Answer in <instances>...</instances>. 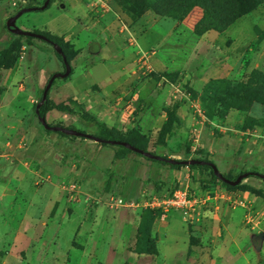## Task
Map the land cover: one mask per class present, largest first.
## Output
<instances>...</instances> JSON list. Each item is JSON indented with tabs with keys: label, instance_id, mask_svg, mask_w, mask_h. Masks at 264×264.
Masks as SVG:
<instances>
[{
	"label": "rangeland",
	"instance_id": "obj_1",
	"mask_svg": "<svg viewBox=\"0 0 264 264\" xmlns=\"http://www.w3.org/2000/svg\"><path fill=\"white\" fill-rule=\"evenodd\" d=\"M103 1H91L86 24L61 1L37 10L45 0H0V264H264L263 177L231 188L209 169L178 171L118 145L46 131L35 104L64 62L51 43L6 25L30 7L20 28L78 36L84 59L72 61L64 37L73 73L54 80L53 102L74 97L108 126L137 130L148 150L207 158L235 179L264 174V0H245L237 18L236 0ZM107 17L138 56L136 81L117 89L100 83L106 72L88 49ZM154 51L163 71L150 62ZM192 102L206 115L196 146ZM46 115L50 124L96 133L74 114ZM182 187L194 201L188 210L152 205ZM145 209L156 211L153 255L134 251Z\"/></svg>",
	"mask_w": 264,
	"mask_h": 264
},
{
	"label": "crops",
	"instance_id": "obj_2",
	"mask_svg": "<svg viewBox=\"0 0 264 264\" xmlns=\"http://www.w3.org/2000/svg\"><path fill=\"white\" fill-rule=\"evenodd\" d=\"M58 1H61L60 7L63 9L67 10L69 5V7H71L70 10H72L71 12L74 14L76 9H78L82 12V17L85 18L86 24H91L88 10L90 9L91 1L93 0H54L55 3H58ZM75 17L80 20L78 15L75 14ZM108 18L109 17L99 25H93L97 30V35L89 42L88 49L91 55L100 58L98 64H101L104 68V72H106V78L102 77V79L98 77L99 80L102 79L100 83L103 82L106 86H111V88L117 89L118 87H121L122 82L132 83L133 81H136V74L138 73V56L134 45L126 41L127 37L123 29L114 24V22H109ZM120 31H123V33ZM46 32H50L58 37H65L66 40H69L72 45L71 48L74 50L75 54L72 61L76 60L77 64L80 63V59L83 58L82 54L84 53V49L77 44L78 40L76 38L78 36L76 33H54L49 30ZM138 41L140 42L139 38ZM142 44L143 47L146 48V44L144 42H142ZM157 52L158 51H154L153 54L149 56L150 62L156 70L163 71L165 67H167V64L159 61V55L156 54ZM95 65L96 64L94 63L92 68ZM163 95L164 93L161 92L158 96L161 97ZM162 116L165 117L163 114ZM142 131H145V128H142ZM188 169L190 168L182 167L181 169H178V171H188Z\"/></svg>",
	"mask_w": 264,
	"mask_h": 264
},
{
	"label": "trees",
	"instance_id": "obj_3",
	"mask_svg": "<svg viewBox=\"0 0 264 264\" xmlns=\"http://www.w3.org/2000/svg\"><path fill=\"white\" fill-rule=\"evenodd\" d=\"M52 1L53 0L50 1L49 5L47 7L50 6ZM236 2L238 4V9H237L238 11H237V13L235 14L234 17L237 18V17L241 16L246 10H244V2H245V0H236ZM33 7H35V9H37V10L43 9L42 6H33ZM37 32H40V33H43L44 35H46L50 39L47 42H49L51 44H52V42H56V43L60 44L63 47L64 52L67 55L68 61L69 62L71 61L72 57L68 53L67 42L65 41V39L63 37H58V36H56V35H54V34H52L50 32H45V31H37ZM13 34L15 36H18V37H21V38L26 37L28 40L34 38L33 36H24V35H18V34H15V33H13ZM71 51H72L71 54L73 56L74 55V50H71ZM55 52H56V50H55ZM56 55L61 60L63 59L62 55L60 53L56 52ZM72 73H73V67H72L71 73L68 76H70ZM36 104H35V107H36ZM51 108H56V109H58L59 111H61L63 113L74 114L77 117H79L82 121L87 122L88 124L93 126L96 129V133H91V134H93L95 136H98V137H101L102 139L106 140L105 142H101L104 145L110 144V143L107 142V140H112V139L113 140H124V141H128V142H130V143H132V144H134L136 146H139V147H141V148H143L145 150H148V148L146 146H143L139 142L136 141V137L141 136V134L138 133L137 130H132V131H129V132H126V133H122L119 130H117L116 128L108 126V124L106 122L101 121L95 115L91 114L88 111H85V109L83 108L82 103L79 100H77L76 98H74V97H69L66 102L55 103V102H53L51 100V98H49V94H48V98H47L46 102L40 108V114L41 115H46L47 112ZM35 115L38 117V114L36 113V111H35ZM39 123H40V125H42L40 121H39ZM58 125H62V124H58ZM62 126H65V125H62ZM66 127H68V126H66ZM45 130L48 131V132H55V131H52V130H47L46 128H45ZM56 133H59V134L65 135V136L68 135V134H66L64 132H61V131L56 132ZM80 137L86 138L84 136H80ZM118 146L120 147L121 150L128 151V152L132 151V150H130L129 148H127L125 146H122V145H118ZM140 155H142V154H140ZM163 156L164 157H168L166 155H163ZM144 157H146V156H144ZM146 159L152 160V161H156V162H159V163H162V164H165V165H168V166H170L172 168H179L180 169L182 167H189L190 169H195V168L209 169L211 174H212V176L215 179L219 180V178L214 173L212 166H210L208 164H203V165H201V164H190V165L172 164V163H169V162H167L165 160H155V159H151V158H148V157H146ZM204 159L208 160L207 158H204ZM259 173L260 172L249 171V175L247 177L256 176V175H258L259 177H263ZM226 177H228L230 179H233V177H231V176H226ZM243 180L239 184H237L235 186L227 184V183H225V184L228 185L231 188H235V187L240 186L242 184ZM155 217H156V211L153 210V209H145V210L142 211L141 219H140V222H139V225H138V228H137V236H136V242H135V246H134V251L135 252H137L139 254H149V255H153V254H157L158 253V247H157L156 238L153 236L152 230H151L152 223H153V220H154Z\"/></svg>",
	"mask_w": 264,
	"mask_h": 264
},
{
	"label": "water",
	"instance_id": "obj_4",
	"mask_svg": "<svg viewBox=\"0 0 264 264\" xmlns=\"http://www.w3.org/2000/svg\"><path fill=\"white\" fill-rule=\"evenodd\" d=\"M51 0H45V3L43 4V9H45ZM32 8L27 7V8H22L21 10H19L16 14L10 16L7 19V28L15 34L18 35H24V36H33V37H37L46 41H49L50 39L44 35L43 33L37 32V31H29V30H24L22 28H20L17 24V20L18 18H20V16L22 14H24L25 12L31 11ZM52 45L54 47V49L56 50V52L60 53L62 55V60L64 62V66H65V71L63 72H56L54 73L49 81L47 82L44 90H43V94L42 97L40 99V101L37 102L36 107H35V111L38 114V119L41 122V124L47 129V130H52L55 132H64L68 135H74V136H84L86 138H90L93 139L97 142H105L106 140L102 139L101 137L95 136L91 133L85 132L83 130L77 129V128H73V127H66V126H62V125H58V124H50L47 120V115H41L40 114V108L41 106L46 102L47 98H48V94L50 91V88L54 82V80L58 77H66L68 76L71 71H72V65L71 63L68 61L67 59V55L63 50V47L56 43V42H52ZM108 143L110 144H114V145H122L125 146L127 148H129L130 150L137 152L139 154H142L143 156H146L148 158L151 159H155V160H165L169 163L172 164H185V165H190V164H208L210 166H212L214 173L216 174V176L222 180L223 182L230 184V185H237L239 184L245 177H247L249 175V171L247 172H243L241 174H239L235 179H230L228 177H226L218 168V166L216 165L215 162L211 161V160H205V159H199V158H190V159H177V158H170V157H164L163 155H160L158 153H154L150 150H145L139 146H136L128 141H124V140H107ZM264 177L263 173H259Z\"/></svg>",
	"mask_w": 264,
	"mask_h": 264
},
{
	"label": "built area",
	"instance_id": "obj_5",
	"mask_svg": "<svg viewBox=\"0 0 264 264\" xmlns=\"http://www.w3.org/2000/svg\"><path fill=\"white\" fill-rule=\"evenodd\" d=\"M104 1L103 0H94V4L99 5V4H103ZM123 28L125 30H127L128 32H130V36L132 39H134V36L131 32V30L129 29L128 25L123 23ZM144 56H146L144 54ZM177 89V87H176ZM184 97H186V94H184ZM192 106L194 108V112L195 115L200 119V120H196V124H194L193 126V143L196 145H198L199 140H200V131L202 130V126L203 123L206 120V115L204 110L201 108V106L199 104H197L196 102H192ZM118 202L122 205L125 204V201L123 200V198L119 197L117 198ZM162 201V203H161ZM193 199L190 196L189 190L187 187H182L179 189H176L172 195L167 196L166 198H163L162 200H158L156 201V204H152V205H165V207L169 208V207H174L177 209H181V210H188L190 207L193 206Z\"/></svg>",
	"mask_w": 264,
	"mask_h": 264
}]
</instances>
